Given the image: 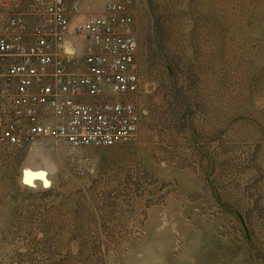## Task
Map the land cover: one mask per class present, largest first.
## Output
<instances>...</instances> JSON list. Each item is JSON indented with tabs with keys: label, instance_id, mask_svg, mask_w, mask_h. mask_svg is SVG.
<instances>
[{
	"label": "rangeland",
	"instance_id": "374dc122",
	"mask_svg": "<svg viewBox=\"0 0 264 264\" xmlns=\"http://www.w3.org/2000/svg\"><path fill=\"white\" fill-rule=\"evenodd\" d=\"M67 3L66 55L82 58L76 26L104 2ZM36 6L0 0V16ZM130 13L137 140L0 147V264H264V0Z\"/></svg>",
	"mask_w": 264,
	"mask_h": 264
},
{
	"label": "built area",
	"instance_id": "2783aa9c",
	"mask_svg": "<svg viewBox=\"0 0 264 264\" xmlns=\"http://www.w3.org/2000/svg\"><path fill=\"white\" fill-rule=\"evenodd\" d=\"M100 1L104 13L75 29L89 39L82 58L64 53L78 4L34 0L36 13L11 9L0 16V147L42 139L76 147L137 140L134 0Z\"/></svg>",
	"mask_w": 264,
	"mask_h": 264
},
{
	"label": "crops",
	"instance_id": "0c3cea01",
	"mask_svg": "<svg viewBox=\"0 0 264 264\" xmlns=\"http://www.w3.org/2000/svg\"><path fill=\"white\" fill-rule=\"evenodd\" d=\"M71 21H72V19H73V17H74V12H72L71 13ZM70 36H71V30H70V32H69V34H68V36H67V39H66V46H67V44H68V40H69V38H70ZM88 44H89V42H88ZM65 46V48H64V53L66 54V49H67V47ZM87 47H88V45H87ZM86 47V48H87Z\"/></svg>",
	"mask_w": 264,
	"mask_h": 264
}]
</instances>
